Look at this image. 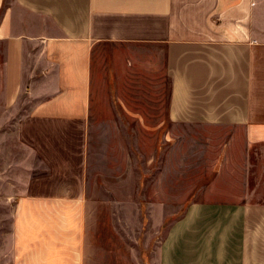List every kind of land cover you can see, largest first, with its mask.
<instances>
[{
  "label": "crops",
  "instance_id": "crops-1",
  "mask_svg": "<svg viewBox=\"0 0 264 264\" xmlns=\"http://www.w3.org/2000/svg\"><path fill=\"white\" fill-rule=\"evenodd\" d=\"M105 90L110 113L138 123H114L113 137L210 138L217 153L207 194L219 197L172 220L155 264H264V154L251 160L264 144V0H0V264H83L89 202L140 214L139 143L112 142L105 166L90 152Z\"/></svg>",
  "mask_w": 264,
  "mask_h": 264
},
{
  "label": "rangeland",
  "instance_id": "rangeland-1",
  "mask_svg": "<svg viewBox=\"0 0 264 264\" xmlns=\"http://www.w3.org/2000/svg\"><path fill=\"white\" fill-rule=\"evenodd\" d=\"M100 99L101 104L92 110L90 152L96 157L100 154L103 158L101 164L105 166V155L112 151V142L120 141V146L124 149L131 146L132 151H136L135 146L139 143L147 156V168L145 173L142 167L138 170L135 167L138 161L131 159L130 188L132 193L140 191L141 197L145 196L135 202L139 204L140 214L130 217H126L124 214L127 210L122 211L121 208L116 209L112 216L106 202H89V206L96 209V216L87 219L83 237V264H155L157 246L172 220L181 215L192 201L219 197L217 192L212 196L207 194L214 189V185L210 183L213 180L212 163L217 153L210 144V138L179 137L177 144L170 148V143L165 138L142 137L135 135L134 131H131L129 139L123 135L113 137L112 133L116 132L113 129L114 123L123 128L127 127L129 131L137 130L138 123L121 109L117 116L110 113L105 104L109 102L106 90L101 93ZM112 118L116 120H108ZM180 131L184 132L182 129ZM108 140L111 142L109 148ZM254 147L251 149L252 162H262L256 158L264 154V144L259 143ZM122 153L123 149L120 148L117 158L120 164L126 166ZM139 173L141 184L137 185ZM176 173L178 184H171V176L174 181ZM260 173H264V169L260 168ZM259 189L264 193L263 185ZM131 205L134 206V202ZM161 212L164 216L159 222Z\"/></svg>",
  "mask_w": 264,
  "mask_h": 264
}]
</instances>
